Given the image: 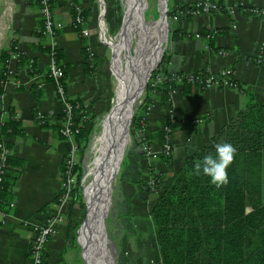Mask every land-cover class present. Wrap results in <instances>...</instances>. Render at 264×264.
<instances>
[{
  "label": "crops",
  "instance_id": "0c3cea01",
  "mask_svg": "<svg viewBox=\"0 0 264 264\" xmlns=\"http://www.w3.org/2000/svg\"><path fill=\"white\" fill-rule=\"evenodd\" d=\"M77 1L82 8L89 9V0ZM183 1L195 0H172L171 4ZM210 1L221 2L226 8L234 5V11H199L173 21L171 28H176V33L171 34L167 52L169 60L165 67L169 71L185 74L233 67L239 88L193 85L187 92L174 90L167 99L157 88L148 91L147 99L152 106L146 117V132L154 151L161 147L159 124L170 114L169 110L172 109V117L179 123L171 141L173 151L169 160L161 156L146 158L143 154L136 157V161L143 165L150 161L152 171L163 185L161 188L170 182L185 156L204 144L244 107L247 94L241 91V87L250 92L255 101L264 103V63L257 64L253 59L259 42L264 41V14L259 12L264 10V0ZM3 2L5 6L1 17L9 30L4 47H8L11 40L16 41V49L29 57L34 67L31 71L28 66H20L17 59L11 56L8 76L0 94V111L6 114L12 108L21 122V133L8 136L6 140L10 142L12 156L22 161L11 188L13 196L3 209L0 208L5 212L0 224V264H29L27 247L31 225L42 223L45 215L54 213L57 208L53 198L60 189V165L68 146L56 127L43 126L35 117L38 112L49 114L52 117L48 120L56 124L54 119L58 117L61 106L53 82L43 76L51 59V51L45 46L50 45L61 54L60 63L65 68L68 96H78L88 111L95 113L89 101L93 95L95 74L93 70L91 75L85 72L83 52L84 45L92 41L87 35L81 36L71 24L68 0H52L53 15L62 22V26L53 36L45 35L42 39L34 33L41 17L36 0ZM85 25L88 27L87 20ZM218 27L227 30L217 33L213 37V47H209L204 31ZM37 82L40 86L38 96L32 91L33 84ZM172 165H175L174 169ZM132 193L131 208L123 212L129 220L117 237L120 258L126 260L124 264H141L139 261L150 259L155 261L159 258V252L153 235L150 209L156 197L152 199L148 194H141L137 185L132 187ZM261 200L264 201V152ZM71 220L69 218L70 224ZM65 225L59 223L57 234L47 245L46 264H69L65 254L73 248L67 245L70 231L69 226Z\"/></svg>",
  "mask_w": 264,
  "mask_h": 264
},
{
  "label": "trees",
  "instance_id": "16d2710c",
  "mask_svg": "<svg viewBox=\"0 0 264 264\" xmlns=\"http://www.w3.org/2000/svg\"><path fill=\"white\" fill-rule=\"evenodd\" d=\"M216 3L219 10L227 11L221 2ZM179 5L180 7H191L186 1L179 2ZM87 12V9L82 8L85 19ZM74 14L75 11L71 8L72 18ZM74 28L83 36L80 24ZM42 30L43 21L40 17L34 29L35 35L40 39L45 36ZM226 30L224 27L205 30L204 36L208 46L213 47V37ZM175 33L176 28H171V34ZM45 47L53 50L50 45ZM83 52L85 72L91 75L93 56L85 47ZM13 53H17L16 59L20 66H28L31 71L34 67L33 61L16 49V41L11 40L8 47L0 49V94L3 92V84L8 76V61ZM54 56L58 64L63 66L60 63L61 54L57 50H54ZM168 60L169 56L165 54L160 65H166ZM157 70L150 75L146 86L147 93L151 88L156 87L162 92L163 98L167 99L176 89L187 92L193 87V83L188 81L185 73H181V78L178 79L166 67L165 77L154 85L153 79ZM43 76L52 81L48 69ZM64 76L65 73L61 80L66 88ZM39 87V82L34 83L32 87V91L37 96L40 92ZM240 89L247 94L244 107L212 134L204 144L185 156L170 182L158 190V195L150 209V219L159 258L146 264H264V201L261 200L264 103L255 101L252 94L243 87ZM68 100L73 104L72 138L78 150H85L89 144V136L84 122H93L95 114L88 111L78 96L69 97ZM61 115L62 111L57 116ZM145 116V107L133 115L129 126L133 137L136 136V131L142 123L146 122ZM37 120L43 126L50 125L58 130V125L49 120ZM20 124V119L12 108H9L6 114L0 111V140L4 139L8 147L11 145L6 137L20 134ZM165 124L168 125L170 136L173 138L179 127L178 121L172 116H165L163 122L159 124L161 136ZM60 136L63 138L61 134ZM222 142L234 145L237 154L227 170L229 183L217 189L210 183L208 177L203 175L197 177L191 173L194 163L208 153L215 155V144ZM170 157L171 155H161V158L165 160H169ZM21 163L22 161L13 157L11 153L6 157L5 172L0 184L1 209L10 202L13 196L11 188L18 176ZM74 170L76 177L71 190L70 204L76 203L82 208L84 205L80 187L82 166L79 162L76 163ZM60 192L59 189L53 198L54 203H59ZM46 256L47 250L45 251ZM61 262H63L62 257Z\"/></svg>",
  "mask_w": 264,
  "mask_h": 264
},
{
  "label": "rangeland",
  "instance_id": "374dc122",
  "mask_svg": "<svg viewBox=\"0 0 264 264\" xmlns=\"http://www.w3.org/2000/svg\"><path fill=\"white\" fill-rule=\"evenodd\" d=\"M145 1L146 8L144 10V23L146 24L152 20H159L160 12L158 9V0ZM171 1L172 0H165V3L169 8L172 6ZM88 2H90V7L87 9L88 12L86 20L89 27L88 29L91 30V34L88 33L87 36H89V40H91L92 43H88L87 45L89 46L90 51L93 53L92 69L95 74L93 76V95L90 96L89 101L92 111L95 112V118L93 122L85 121L86 128L88 129L87 134L89 136V144L87 148L85 150L79 149L75 152L76 161L82 166L80 187L84 205L82 208H80L76 203L70 204L69 199V201L65 202L62 205L63 207H61L64 213V219L62 222L69 226L70 231L67 235V245H70L71 248H73L65 254L69 264H88L84 259L83 247L80 244L79 230L84 223L87 214V200L85 195L86 189L93 179V172L96 170L99 153L104 144V135L116 104L115 97L118 77L114 69L113 47L117 44L121 45V69L122 72L126 74L128 62L135 53L136 44L134 30H131L130 33L126 31L127 12L132 0H89ZM4 6L5 4L3 0H0V49L3 48L7 43L9 34L5 20L1 17V12ZM216 11H219V9ZM164 18L166 21L165 31L167 39L159 46V48H163L162 54L156 65L151 69L144 85V89L139 94L129 111L127 127L129 141L126 144L120 159L115 164L108 177V185L106 190L107 201L105 206V215L102 219V233L105 232V237L104 234L103 237L106 244V250L112 259V264H124L126 262V260L120 258L121 255H119V253L121 251L119 244L117 243V237L118 233H121L123 225L129 220L126 219L123 212L129 211L131 208L130 206L132 201L130 198L132 197V187L137 185L139 191H141V194H148L150 198L154 199V197L158 195V190L163 186L157 179L156 173L152 171V165H150V161L148 162L145 160L147 161L146 165H143L140 163V161H136V157H141L142 152L137 146L139 140H137L136 136H132L129 126L135 113L142 111L145 107L146 119L148 111L151 110V101L147 100V82L150 79L151 73L159 66L164 55L168 54L167 52L171 44L170 30L172 22L166 19V17ZM100 25L103 26L102 34L104 38H101L99 34L101 31ZM193 72H199L203 74L214 73L207 72L206 70ZM146 101H149V103H146ZM147 106H149V109ZM169 111L172 112V109ZM143 125L146 127V122H144ZM151 161L154 160L151 159ZM171 168L174 169L175 165H172ZM150 175L156 179V187L154 190L148 189L146 185ZM60 178H62L61 175ZM168 181H166L165 184H167ZM55 210H57V208ZM71 217L73 221L71 220ZM69 218L72 224L68 222ZM89 244L92 249V256L97 262H99L97 259L101 258V249L93 236L89 237ZM98 253L99 255H97ZM151 260L152 259L142 260L139 262H142L141 264L154 262ZM131 261L133 263L135 262V260Z\"/></svg>",
  "mask_w": 264,
  "mask_h": 264
},
{
  "label": "built area",
  "instance_id": "2783aa9c",
  "mask_svg": "<svg viewBox=\"0 0 264 264\" xmlns=\"http://www.w3.org/2000/svg\"><path fill=\"white\" fill-rule=\"evenodd\" d=\"M39 4L40 14L43 21V34L53 36L55 30L62 26V22L56 19L53 15L52 10V0H36ZM70 8H73L75 14L71 18V24L76 26L80 24L81 34L88 35L89 29L85 25L86 19L82 14V6L79 2L74 0H68ZM189 2V1H186ZM190 8L180 7L179 3H175L169 8L165 3V17L170 22L176 21L181 17H186L190 14L199 11H209V10H218V4L210 0H195L190 1ZM235 6H228L226 9L228 12L234 11ZM264 14V10H259ZM235 26V24H233ZM85 49L89 51L90 54L93 53L90 51L89 46L86 44ZM54 50L51 51V59L48 66V74L52 77V82L55 87L56 95L60 101V111L62 115L56 117L54 122L58 125L59 133L67 140L68 146L64 153L60 165V175H61V185H60V195L59 203L55 204L57 210L54 213H47L45 215L44 221L42 223H33L31 225L30 238L28 242L27 252L29 264H45V251L49 241L54 237L58 232V225L64 219V213L61 209L62 205L65 202H68L71 196V190L75 182V170L74 167L77 163L75 158V152L78 150L76 143L72 138V129H71V117H72V103L68 100L69 96L67 94L66 88H64L61 77L65 73V68L60 66L55 59ZM12 57L17 58V53H13ZM253 59L257 64L264 63V41L259 42L256 51L253 54ZM158 69L153 79V84L160 82L164 77L165 65H160L156 68ZM173 75L178 79L181 78L180 72L172 71ZM187 79L193 85H197L203 88H208L211 86H222V87H232L239 88V83L235 78V69L233 67H222L214 73H199V72H188ZM17 83V82H16ZM149 109V106H147ZM170 116L172 112L170 111ZM36 119L48 120L52 116L49 114L37 113ZM164 132L161 136V147L158 151H154L151 147L149 138L147 137V132L145 126L142 123V126L137 129L136 137L138 141V148L146 158H154L156 156H169L172 155V138L169 133V127L167 124L164 125ZM11 153L10 147H8L4 139L0 140V184L3 180V175L5 172V160L8 154ZM147 188L154 190L156 187V179L152 175L149 176L146 182ZM5 212L0 209V224L3 221Z\"/></svg>",
  "mask_w": 264,
  "mask_h": 264
},
{
  "label": "bare ground",
  "instance_id": "6f19581e",
  "mask_svg": "<svg viewBox=\"0 0 264 264\" xmlns=\"http://www.w3.org/2000/svg\"><path fill=\"white\" fill-rule=\"evenodd\" d=\"M145 8V0H132L127 12L126 31L130 33L134 30L136 44L135 53L128 62L126 74L121 69V45L117 44L113 47L114 69L118 77L116 104L104 135V144L99 153L96 170L93 172V179L86 189L87 214L79 230L80 244L83 247L84 259L88 264H112L102 233L108 177L129 141L127 132L129 111L144 89L149 72L162 54L163 48H159L160 44L167 39L164 18L165 0H158L159 20H152L145 24ZM102 27L100 25L99 34L101 38H104ZM90 236H93L100 246L101 260L99 262L92 256Z\"/></svg>",
  "mask_w": 264,
  "mask_h": 264
},
{
  "label": "clouds",
  "instance_id": "9594fccd",
  "mask_svg": "<svg viewBox=\"0 0 264 264\" xmlns=\"http://www.w3.org/2000/svg\"><path fill=\"white\" fill-rule=\"evenodd\" d=\"M215 155L208 153L193 165L191 175L206 176L217 189L229 183L228 168L234 162L237 149L227 142L215 144Z\"/></svg>",
  "mask_w": 264,
  "mask_h": 264
},
{
  "label": "water",
  "instance_id": "95a60500",
  "mask_svg": "<svg viewBox=\"0 0 264 264\" xmlns=\"http://www.w3.org/2000/svg\"><path fill=\"white\" fill-rule=\"evenodd\" d=\"M164 17H165V14H164ZM150 73V72H149ZM103 231H104V228H103ZM103 234H104V237H105V232H103Z\"/></svg>",
  "mask_w": 264,
  "mask_h": 264
}]
</instances>
